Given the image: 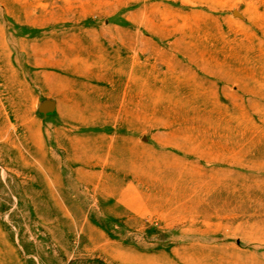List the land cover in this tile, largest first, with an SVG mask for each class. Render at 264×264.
<instances>
[{
    "label": "rangeland",
    "instance_id": "374dc122",
    "mask_svg": "<svg viewBox=\"0 0 264 264\" xmlns=\"http://www.w3.org/2000/svg\"><path fill=\"white\" fill-rule=\"evenodd\" d=\"M0 264H264V0H0Z\"/></svg>",
    "mask_w": 264,
    "mask_h": 264
}]
</instances>
